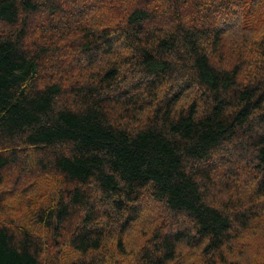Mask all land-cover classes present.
Returning <instances> with one entry per match:
<instances>
[{
    "label": "trees",
    "instance_id": "1",
    "mask_svg": "<svg viewBox=\"0 0 264 264\" xmlns=\"http://www.w3.org/2000/svg\"><path fill=\"white\" fill-rule=\"evenodd\" d=\"M0 264H264V0H0Z\"/></svg>",
    "mask_w": 264,
    "mask_h": 264
},
{
    "label": "rangeland",
    "instance_id": "2",
    "mask_svg": "<svg viewBox=\"0 0 264 264\" xmlns=\"http://www.w3.org/2000/svg\"><path fill=\"white\" fill-rule=\"evenodd\" d=\"M4 187L11 188V187H12V185H11V184H9V182H8V184H5V186H4ZM40 187H41V188H43V190H44V188H46V187L44 186V184H42V183H41ZM38 190H40V188H39Z\"/></svg>",
    "mask_w": 264,
    "mask_h": 264
}]
</instances>
